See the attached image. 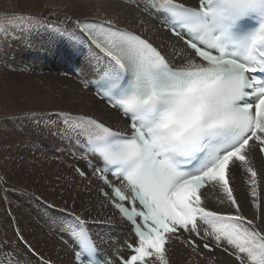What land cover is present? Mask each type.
Here are the masks:
<instances>
[{"label":"snow or ice","instance_id":"obj_1","mask_svg":"<svg viewBox=\"0 0 264 264\" xmlns=\"http://www.w3.org/2000/svg\"><path fill=\"white\" fill-rule=\"evenodd\" d=\"M144 10L158 14L179 49L164 54L112 21L53 31L70 56L83 58L78 75L85 68L94 73L83 86L95 87L122 121L113 127L59 114L60 134L83 148V158L92 157L100 192L127 230L115 247L111 236L101 247L87 219L48 204L62 213L54 219L60 237L68 236L63 242L75 264H168L172 241L198 247L184 233L214 236L238 264H264V203L249 159L254 149L264 153V0H147ZM4 23L0 39L7 36ZM241 169L251 174L254 218L242 214L229 184V174ZM209 187H219L234 211L209 209L202 199ZM91 223L114 226L111 218ZM0 264L15 262L9 256Z\"/></svg>","mask_w":264,"mask_h":264},{"label":"bare ground","instance_id":"obj_2","mask_svg":"<svg viewBox=\"0 0 264 264\" xmlns=\"http://www.w3.org/2000/svg\"><path fill=\"white\" fill-rule=\"evenodd\" d=\"M146 2L0 0V22H5L7 29L6 38L0 39V74L5 75L2 73L5 64L12 69L11 75L1 80L7 83L5 88L9 93L16 91L10 95L6 111H18L23 116L18 125L15 117H11L10 127L0 128V247L8 254L0 259L7 261L10 256L15 264L40 261L75 264L70 244L61 241L59 225L54 222L55 216L62 213L54 212L48 204L64 207L87 219L93 235L103 246L107 236H111V241H107L111 244L125 237L127 230L120 224L117 211L100 192L103 183L87 167L89 157L83 158L82 148L60 134L63 122L59 114L91 116L113 127L122 126V121L91 89L84 88L82 80L93 79L94 73L85 68L78 75L83 58L70 56L65 43L53 40L52 35L56 29L73 30L75 22L81 19H98L112 21L145 36L165 54L174 47L179 49L181 42L166 30L158 14L144 10ZM184 2L191 5L196 0ZM9 21L11 23H7ZM21 36L28 37V45L23 46L19 41ZM21 66H28V73H20ZM13 81L17 85H11ZM249 159L256 172L260 201L264 203V162L258 149L252 151ZM76 166L83 167L87 175L81 177ZM230 176V187L242 206V214L256 217L258 213L252 206L250 192L251 174L241 169ZM202 199L211 210L234 211L219 187L207 188ZM109 218L114 225L110 228L105 223H91L94 220L105 222ZM201 237H204L203 230ZM188 238L195 239L198 247L193 250L186 242L172 241L167 248L168 264H238L223 247L215 246L214 236L201 239L195 233L191 237L184 233L182 239ZM68 239L65 234L63 240ZM205 242L213 246V250L205 249Z\"/></svg>","mask_w":264,"mask_h":264},{"label":"rangeland","instance_id":"obj_3","mask_svg":"<svg viewBox=\"0 0 264 264\" xmlns=\"http://www.w3.org/2000/svg\"><path fill=\"white\" fill-rule=\"evenodd\" d=\"M28 37L27 36H24V38H23V36H21L20 37V39H19V41H21V43L23 44V46H26V45H28V43H27V39ZM21 44V45H22ZM32 53V52H31ZM2 64V63H1ZM7 65L5 64V68H4V71L2 72V73H4L5 75L4 76H10L11 75V71H12V69H10L11 67H9V66H7ZM26 67H28V66H26ZM26 67H23V66H21V69H22V72H20V73H28L27 72V68ZM9 68V69H8ZM10 72V73H9ZM15 74V73H14ZM19 74V73H18ZM56 74V73H55ZM19 75H21V74H19ZM18 75V76H19ZM36 75H38L39 77H40V74H36ZM64 75H66V73H64ZM4 76L2 77V75L0 74V128H2L3 129V127L5 126V127H7V128H9L10 127V123H11V121L9 122L8 120L9 119H11V117L12 118H14L15 117V122L17 123V125L20 123V122H22V118H23V116H20V113L18 112V111H11V110H8V111H6V109H7V106H9L7 103H8V100H10L11 99V97H10V95H14L15 94V92L16 91H13V92H11V93H9V89H7V88H5V87H7V86H5L7 83H5V82H2V80L1 79H3L4 78ZM38 78V77H37ZM20 79L21 80H25V77H21L20 76ZM17 85V83L15 82V81H13L12 82V84L11 85ZM38 83H35V85H37ZM11 90H14V86H12V89ZM7 91V92H6ZM4 98V99H3ZM13 100V99H12ZM15 100V99H14ZM10 104H12L13 105V103H10ZM12 108H15L14 106H11ZM8 112V113H7ZM13 112V113H12ZM12 113V115H10ZM10 115V116H9ZM57 115H58V113H57ZM7 117H8V119H7ZM7 119V120H6ZM7 122H9V123H7ZM6 123V124H5ZM15 123V124H16ZM73 151L72 150H70V153H72ZM56 160H58V158H56ZM87 167H88V164H87ZM89 168V167H88ZM90 169V168H89ZM91 170V169H90ZM62 242H63V240H61ZM67 245H69V244H67ZM70 249H71V245H70ZM215 258H217V256L216 257H214V260H217V259H215Z\"/></svg>","mask_w":264,"mask_h":264}]
</instances>
